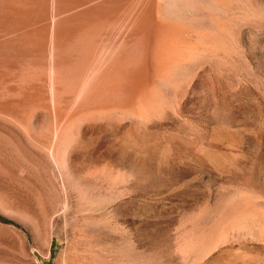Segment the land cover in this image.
<instances>
[{
  "label": "rangeland",
  "instance_id": "374dc122",
  "mask_svg": "<svg viewBox=\"0 0 264 264\" xmlns=\"http://www.w3.org/2000/svg\"><path fill=\"white\" fill-rule=\"evenodd\" d=\"M198 1L181 33L152 17L113 94L57 100L43 49L51 0H0V264H233L264 251L180 249L213 191L264 188V0ZM217 27L215 48L190 30ZM165 36L190 58L162 57ZM151 87L158 110H118Z\"/></svg>",
  "mask_w": 264,
  "mask_h": 264
},
{
  "label": "bare ground",
  "instance_id": "6f19581e",
  "mask_svg": "<svg viewBox=\"0 0 264 264\" xmlns=\"http://www.w3.org/2000/svg\"><path fill=\"white\" fill-rule=\"evenodd\" d=\"M211 1L215 6L224 5L219 0ZM51 5L46 11V16L52 20L44 25L46 36L43 49L46 54L45 65L50 71L51 95L57 100L64 95L65 90L71 88L78 91L75 96L81 95L83 99L105 98L113 94L119 87L126 62L133 58V49L138 45L142 46L143 51L147 48L148 27L152 17L157 18L165 29L171 27L169 29L178 31L182 29L178 22H181L185 12L193 14L204 6L198 0H51ZM190 30L196 38H212L213 43H203L204 49L215 48L217 40H223L224 33L222 35L219 27L210 35L200 30ZM165 37H161L160 48L158 46L162 57L177 63L190 58L189 54L194 51L190 45L187 44V47ZM104 39H108V42L101 45ZM94 41H97L96 44ZM73 49L75 57L71 59L69 55ZM138 62L136 71L141 74L144 69L141 58ZM157 71L161 73L160 78L172 81V77L166 72L162 73L161 68H157ZM160 96L158 90L151 87L134 105L117 107L118 110L143 116L159 109ZM102 102L108 108L114 106L107 104V101ZM232 185L213 191V200L194 216L192 232L187 231L180 242L183 252L195 251L193 254L205 255L222 246L264 247V188ZM233 264H264V251L256 255L239 256Z\"/></svg>",
  "mask_w": 264,
  "mask_h": 264
}]
</instances>
